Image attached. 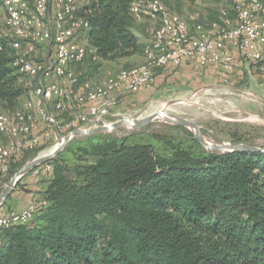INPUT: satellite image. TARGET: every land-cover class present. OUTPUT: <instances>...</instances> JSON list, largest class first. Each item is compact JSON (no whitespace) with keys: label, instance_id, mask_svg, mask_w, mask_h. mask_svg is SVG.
<instances>
[{"label":"trees","instance_id":"1","mask_svg":"<svg viewBox=\"0 0 264 264\" xmlns=\"http://www.w3.org/2000/svg\"><path fill=\"white\" fill-rule=\"evenodd\" d=\"M135 2L145 0H87L74 12L89 21L83 32L97 55L73 65L81 80L104 61L144 52ZM163 2L191 25L222 23L221 7L208 8L206 20L183 13L185 0ZM4 10L0 0V26ZM17 55L13 37L1 34L0 112L21 108L30 95ZM151 137H74L48 161L52 178L33 217L0 228V264H264V151L195 152L170 136ZM43 147L25 149L6 179Z\"/></svg>","mask_w":264,"mask_h":264},{"label":"built area","instance_id":"2","mask_svg":"<svg viewBox=\"0 0 264 264\" xmlns=\"http://www.w3.org/2000/svg\"><path fill=\"white\" fill-rule=\"evenodd\" d=\"M4 6L7 15L0 35L13 37L18 49L14 63L28 77L31 90L21 108L0 112V131L10 137L0 149V192L13 161L25 149L44 146L40 155L53 149L74 128L109 123V116L119 115L121 92L153 84L160 67L196 58L201 64H216L231 72L237 65V50L257 71L264 72V0H234V15L223 8L222 23L213 22L209 27L191 25L163 0H145L144 5L135 2V18L141 21L150 17L153 21L151 39L144 48L146 59L138 66L109 72L100 84L81 80L73 69L89 54L97 59L95 48L80 40L90 23L73 16L78 0H4ZM39 43L51 47L42 58L37 54ZM33 170L36 174L51 172L52 165L45 162ZM34 211L1 213L0 228L27 222Z\"/></svg>","mask_w":264,"mask_h":264},{"label":"rangeland","instance_id":"3","mask_svg":"<svg viewBox=\"0 0 264 264\" xmlns=\"http://www.w3.org/2000/svg\"><path fill=\"white\" fill-rule=\"evenodd\" d=\"M222 1L225 0H185L182 4L183 13L203 12L206 20H208V13H210L208 8L220 9L221 7L222 10L225 7ZM86 2L87 0H78V8ZM225 4L228 9L232 10L234 0H226ZM171 11L183 16L175 9ZM52 14L51 12V16ZM6 15L5 8L2 16L3 27H5ZM151 25H153V21L150 23L149 20H146V22L139 21L137 24L136 32L145 45L151 39ZM81 38L84 43L89 44L84 32H82ZM50 51L51 47L49 44H37V54L41 58L47 56ZM236 51L234 50L237 56V65L231 72L225 71L216 64H208L217 67V74H210L199 80L191 78L186 82L177 80L172 84L167 83L166 80L164 83H160L159 87H154L156 89L151 90L148 93V97L139 103L127 102L123 104L122 102L121 104L120 101L117 108L119 115L109 116L108 120L110 122L115 121L125 115L134 117L145 116L162 108L168 100L181 98L185 102L172 105L169 111L197 122L204 135L210 141L220 144L228 142L247 143L264 147V72L257 71L252 64L246 62ZM145 59V52H143L118 61H104L98 70L92 74L90 80L100 84L107 78L109 72L117 73L121 69L138 66ZM161 68L164 67L158 68L157 71ZM155 83L156 80L149 86H153ZM139 90L140 88L136 91ZM196 90H198L197 93H195ZM104 133L117 136L132 135L136 139L144 141H153L152 133H160L170 136V139L173 138L174 141H182L195 152L199 150L209 151L196 137L193 130L188 127L174 126V124L160 118L140 127H132L131 125L129 126V123H126L112 131H104ZM9 141L10 137L2 134L0 136V149L7 145ZM154 142L158 147H163L160 140ZM49 149L50 147L45 148L47 151ZM31 171L25 174L21 180H25L27 176H30L32 174ZM51 178L52 171L40 173L39 176H35L32 182L25 184H29V188H23L19 195L17 194L18 191H16L18 189L17 186L12 192V197L5 206L6 209L3 210V213L30 210L31 208L36 209L44 201L43 192ZM10 179H6V185ZM14 192L16 194L15 197ZM8 206L11 208H7Z\"/></svg>","mask_w":264,"mask_h":264},{"label":"water","instance_id":"4","mask_svg":"<svg viewBox=\"0 0 264 264\" xmlns=\"http://www.w3.org/2000/svg\"><path fill=\"white\" fill-rule=\"evenodd\" d=\"M197 91L198 90H196L195 93H197ZM184 102L185 101L181 98H175L168 100L166 104L159 110L151 112L150 114H147L145 116L134 117L130 115H125L118 120L101 124L96 127H91V128L78 127L70 130L59 142V144L56 145L53 149H51L49 152L37 155L36 157L28 160L25 164L21 166V168L18 171H16L13 174L9 183L0 192V210L3 207L4 203L6 202V200L8 199V197L17 187L18 182L25 174L36 168L38 165L48 162L52 160L54 157H56L74 137L90 135L104 131H112L126 123L131 124L132 127H140L152 122L155 119L160 118L168 123L183 125L193 130L196 134V137L208 148L209 151L217 154H227L236 151H264V147L251 145L247 143L228 142V143L220 144L210 141L204 135L200 125L197 122L186 119L169 111L172 105L178 103H184Z\"/></svg>","mask_w":264,"mask_h":264},{"label":"crops","instance_id":"5","mask_svg":"<svg viewBox=\"0 0 264 264\" xmlns=\"http://www.w3.org/2000/svg\"><path fill=\"white\" fill-rule=\"evenodd\" d=\"M146 20H149L150 23H152V19L150 17H145L143 22H146ZM152 26V25H151ZM80 40L82 41V38L80 37ZM87 40V39H86ZM217 67L213 65H202L200 61L196 58H187L184 60L181 64H170L164 68H161L157 71V78L156 83L153 86H144L140 88L139 91L135 92H127L123 91L121 92V104L123 102H141L145 100L148 97V93L156 89L154 87H159L160 83H164L167 80V83H174L177 80H181L182 82H186L187 80L193 78L195 80H199L202 77H207L210 74H217L218 70ZM127 92V93H126ZM31 175L27 176L25 180H21V184L18 187L16 191H18V195L21 194L23 191V188H29V184L25 185L26 183L32 182L33 179H35V176H39V174H36L34 170L31 171ZM14 192V197H15Z\"/></svg>","mask_w":264,"mask_h":264},{"label":"bare ground","instance_id":"6","mask_svg":"<svg viewBox=\"0 0 264 264\" xmlns=\"http://www.w3.org/2000/svg\"><path fill=\"white\" fill-rule=\"evenodd\" d=\"M165 104H166V102H165ZM165 104H164V105H165ZM164 105H163V106H164ZM130 125H131V124H129V126H130Z\"/></svg>","mask_w":264,"mask_h":264}]
</instances>
